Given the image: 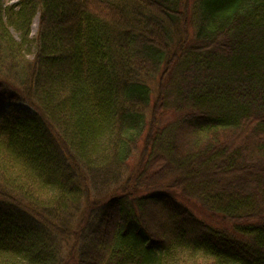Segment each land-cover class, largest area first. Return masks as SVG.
Here are the masks:
<instances>
[{"label":"trees","instance_id":"trees-1","mask_svg":"<svg viewBox=\"0 0 264 264\" xmlns=\"http://www.w3.org/2000/svg\"><path fill=\"white\" fill-rule=\"evenodd\" d=\"M16 1L0 264H264V0Z\"/></svg>","mask_w":264,"mask_h":264},{"label":"rangeland","instance_id":"rangeland-1","mask_svg":"<svg viewBox=\"0 0 264 264\" xmlns=\"http://www.w3.org/2000/svg\"><path fill=\"white\" fill-rule=\"evenodd\" d=\"M17 1L16 0H5V4L6 5H11V4H15ZM38 23L39 20L38 18H36L33 22L32 25V34L33 36H35V34L37 33V29H38ZM15 36L17 37L18 35L14 32ZM31 58H33V56H30ZM10 104H6L4 106L0 107V116H4L6 114H8L9 112V108H10ZM22 109L27 110L28 107L25 105H21ZM161 263L158 262L156 264H185V261L188 264H194L197 263L199 261L204 260L203 255L202 254H195V255H189L186 254V256L184 255V257L179 256L174 252H170L169 254H162L161 256Z\"/></svg>","mask_w":264,"mask_h":264}]
</instances>
